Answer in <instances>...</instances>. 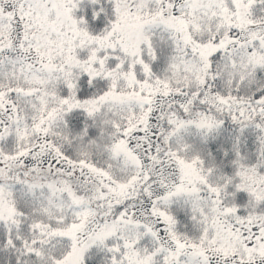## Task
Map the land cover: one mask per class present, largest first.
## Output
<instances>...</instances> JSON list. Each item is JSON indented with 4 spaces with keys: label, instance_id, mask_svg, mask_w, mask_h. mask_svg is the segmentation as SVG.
Returning a JSON list of instances; mask_svg holds the SVG:
<instances>
[{
    "label": "snow or ice",
    "instance_id": "1",
    "mask_svg": "<svg viewBox=\"0 0 264 264\" xmlns=\"http://www.w3.org/2000/svg\"><path fill=\"white\" fill-rule=\"evenodd\" d=\"M0 264H264V0H0Z\"/></svg>",
    "mask_w": 264,
    "mask_h": 264
}]
</instances>
